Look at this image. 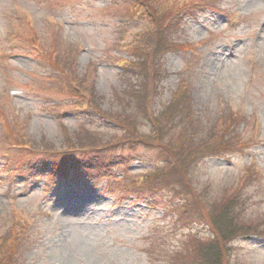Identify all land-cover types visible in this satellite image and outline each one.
Masks as SVG:
<instances>
[{
    "label": "rangeland",
    "instance_id": "obj_1",
    "mask_svg": "<svg viewBox=\"0 0 264 264\" xmlns=\"http://www.w3.org/2000/svg\"><path fill=\"white\" fill-rule=\"evenodd\" d=\"M149 1L158 16L166 10L164 1ZM211 2L214 8L198 3L165 27L164 34L171 33L176 45L166 44L157 29L139 37L134 56L143 62L136 71L151 81L152 91L149 110L143 108L144 119L136 131L148 137L150 110L157 116L165 105L178 103L180 97L174 96L182 82L187 84L183 102L210 129H215L219 111H236L239 147L196 155L188 176L200 199L211 202L224 190L238 191L249 215L263 218L264 0ZM127 4L0 0V112L7 116L9 130L17 120L31 139L55 147L66 146L65 129L74 136L82 126L90 136L117 137L113 123L85 116L74 97L58 92L61 74L36 51L37 45L45 53L55 47L64 54L71 68L67 70L79 76L93 65V98L102 111L121 108L132 75L123 74L118 59L130 55L119 47L148 24L139 14L127 15ZM156 40L160 47L150 53ZM157 70L163 74L154 77ZM176 123L183 124L180 119ZM172 133L178 129L172 128L162 140L171 141ZM157 151L144 143H126L96 156L76 152L51 159L0 146V235L13 224L21 232V244L6 264H176L166 251L181 246L188 231L200 228L194 220H176L185 195L170 188L132 193L142 187L147 172L160 167ZM249 167L259 176L242 185ZM231 245L237 264H264L263 238H236Z\"/></svg>",
    "mask_w": 264,
    "mask_h": 264
},
{
    "label": "trees",
    "instance_id": "obj_2",
    "mask_svg": "<svg viewBox=\"0 0 264 264\" xmlns=\"http://www.w3.org/2000/svg\"><path fill=\"white\" fill-rule=\"evenodd\" d=\"M163 1L165 3L161 4V6L166 8V10L162 11L161 16H158L157 13L153 12L149 0H128L132 4L131 6L141 10L142 16L148 18L150 25L146 31L137 35L136 40L126 47L133 57L122 61V69L124 70V75H132V78L128 81L131 88L125 94L123 98L125 102H123L122 106H119L121 107L119 109L113 107L112 110L107 112L102 111V108L99 107L93 98L89 81L91 71L95 68L93 65L89 66L84 75L71 74L67 70H71V68L65 65L62 52L52 47L51 51L45 53L42 47H39L34 42L32 43L38 46V56L45 59L51 68L53 67L54 70L61 74L58 90L60 93L74 97L77 107L83 108L82 112L85 113V116L105 118L109 122H113L119 129L117 137L113 139L99 134L90 136L85 126H82L74 136L65 129L63 134L66 139L65 150L67 153H74L78 149L96 156L100 152L126 143H144L146 147L157 149V155L161 159L160 167L148 173L143 178L142 187H137L132 193L142 194V192H155L158 189H173L180 196L181 194L185 195L179 206L178 222L183 219H190L200 225V228L196 231L187 233L181 242V246L171 251L169 250L170 252L166 251L165 254L169 256L171 263L237 264L233 261L231 242L236 238L251 236L264 239V217L255 218L250 216L247 211L245 198L238 195V191L224 190L222 196L212 199L211 202L200 199L197 196V188L195 189L193 181L190 180L191 176H188L191 163L197 157L196 155L204 154L209 149H212L211 153L215 154L221 153L224 149L230 147H239L241 141H239L236 131L238 126H234L239 119V116L235 113L236 111L233 112L234 110L230 109L219 111L216 115L217 124L213 126L215 129H210L209 125L207 127L204 125L203 120L201 121L196 117L197 115H195L192 106L187 101L183 102L186 98L184 92L187 90V84L182 82L180 86L182 90L177 89V95L174 96L175 98H181L178 99L180 100L178 103L165 105V109L157 116L153 115L150 110L148 115L151 116L152 128L148 137L145 138V136L139 135L136 131L138 130V125H141V121L144 119L143 108H149L147 102H150L148 98L152 91L151 81L147 80V76L144 77L142 73L136 71L143 62L137 55L136 57L134 56L135 46L139 37L151 29H157L158 32H162L161 36L166 44L170 46L176 45L178 43L171 39V33L164 34L166 31L165 27L167 26L168 28L173 21L191 13L199 4L210 8L215 6L211 2L212 0L200 2L197 0H182L179 3L172 0H161L160 3ZM161 22L165 25L163 29L155 26ZM159 47L160 42L156 40V45L153 43L150 53L155 52V49ZM157 67H159L158 64ZM157 73L162 75L163 71L157 70L153 73L154 77ZM159 79L156 78L154 83H157ZM129 93L131 94L128 95ZM137 102L136 106L133 105V103ZM0 113V123L4 133L2 137H4V142H6L1 141L2 147L17 146L28 149L31 152H33L32 150H37L49 154L59 150L51 142L42 140L38 143L32 141L26 134L24 124L17 120L9 130L7 116L3 115L2 112ZM153 116L156 118H153ZM178 119L183 123L181 126L176 123ZM170 128H177L178 133L176 135L172 133L171 137L173 139L164 142L162 139L166 134H169ZM110 140L111 142H109ZM258 176L259 173L254 168L249 167L243 176L242 185L250 179H257ZM239 183H241V180ZM135 184L139 185L138 183ZM200 232L205 234L199 235ZM20 235L21 232L16 224L10 226L7 232L5 231L0 235V264H6L9 258L12 255L14 256V250L21 244Z\"/></svg>",
    "mask_w": 264,
    "mask_h": 264
}]
</instances>
